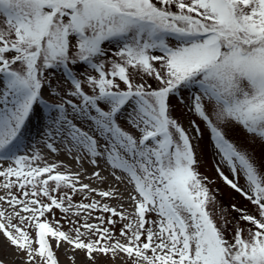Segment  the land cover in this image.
I'll use <instances>...</instances> for the list:
<instances>
[{
	"label": "snow or ice",
	"instance_id": "1",
	"mask_svg": "<svg viewBox=\"0 0 264 264\" xmlns=\"http://www.w3.org/2000/svg\"><path fill=\"white\" fill-rule=\"evenodd\" d=\"M180 107L254 211L225 215ZM237 129L264 143V0H0V232L26 264H58L53 239L93 262L264 264V168ZM121 187L132 211L102 202Z\"/></svg>",
	"mask_w": 264,
	"mask_h": 264
},
{
	"label": "rangeland",
	"instance_id": "2",
	"mask_svg": "<svg viewBox=\"0 0 264 264\" xmlns=\"http://www.w3.org/2000/svg\"><path fill=\"white\" fill-rule=\"evenodd\" d=\"M95 74V73H93ZM151 82V81H149ZM186 127V129L190 132V134L195 137L194 129L189 128L188 121L196 120L203 130V138L198 142L194 139L193 142L198 143V157L201 161L199 171L202 175L208 177L209 187L215 193L216 199L219 202V205L226 209L225 215L229 218L231 216H236L237 213L232 211L231 206L236 205L237 207H246L248 211H254V206L239 192L232 189L219 175L216 170V166L219 165L220 169L229 176V178H233L232 174L225 163L221 162L220 156L215 152L212 146V141L210 140L209 131L206 129L205 125L202 121H200L196 116L186 113V110L183 107L177 109L174 114ZM33 122V132H35V126ZM238 134L230 135V138L233 139L237 144L242 145L248 149H251L255 153V158L260 163L261 167L264 168V143H261L259 139L256 140L254 144L249 143L250 137L244 133L242 129H237ZM39 137H35L32 141L33 144L36 143ZM40 147V145H36ZM42 154L51 162L62 161L64 165L68 166L71 170L76 171L80 169V162L74 159L70 155H66L63 151L59 153H50L48 150H42ZM5 166H7L5 164ZM85 168H87V173L82 178L83 183H91L93 187H102L105 190L108 185H100L95 178L93 177L91 180L87 177L91 175L93 171V166L85 164ZM103 167V165H102ZM103 174L107 175V172ZM2 179V178H0ZM239 184L242 187H246V181L243 175L240 176ZM121 192H124V200H108L105 199L102 202L110 203L111 206H117L120 203L124 204V208L128 211H132L131 202L127 199V192H125L124 188L121 187ZM218 190V191H217ZM0 195H3V190L0 189ZM96 199H100L99 196L93 194ZM75 202H79L82 197L81 195H76L73 197ZM85 203L89 202L87 199L84 200ZM55 219L60 220V224L62 225V230L68 231L71 227L70 224L66 222V219L63 218V213L59 210H55ZM99 212H93V217L100 215ZM107 215V214H104ZM53 219L52 215L49 214V220ZM71 219L76 220L78 217L75 215L71 216ZM79 219L83 220V213L79 217ZM89 222L96 223L95 219L90 220ZM120 224L116 226V235L119 236V228ZM51 244L53 247V251L58 260V264H131V260L123 253L119 256L113 257L111 253L109 254H96L93 255L96 257L95 262L89 257L86 256L84 251L74 249L72 245L67 244L66 242L61 241L60 246L57 247L56 240H51ZM27 257L25 254L18 250V248L11 244L10 240L5 236L3 232H0V264H26Z\"/></svg>",
	"mask_w": 264,
	"mask_h": 264
},
{
	"label": "bare ground",
	"instance_id": "3",
	"mask_svg": "<svg viewBox=\"0 0 264 264\" xmlns=\"http://www.w3.org/2000/svg\"><path fill=\"white\" fill-rule=\"evenodd\" d=\"M33 122H34V124H35L34 126L36 127V121H33Z\"/></svg>",
	"mask_w": 264,
	"mask_h": 264
}]
</instances>
